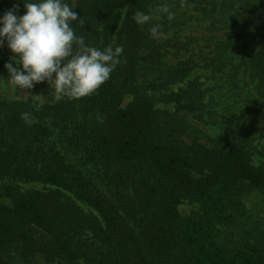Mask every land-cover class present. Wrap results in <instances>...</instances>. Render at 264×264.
<instances>
[{"label":"trees","instance_id":"1","mask_svg":"<svg viewBox=\"0 0 264 264\" xmlns=\"http://www.w3.org/2000/svg\"><path fill=\"white\" fill-rule=\"evenodd\" d=\"M16 2L0 0V10ZM65 2L79 14L72 27L86 45L123 53L110 79L89 96H65L69 105L32 108L0 97V180L8 182L0 189L8 200L0 201V264H264V238L230 246L218 237L244 215L248 194H264L252 144L264 121V0ZM137 11L149 21L137 24ZM199 25L203 34L184 35ZM245 34L255 47L236 63ZM169 55L184 59L171 63ZM11 56L0 48V81ZM242 67L258 83V99L235 140L225 134L209 146L188 116L207 108L199 80L173 87L199 68L224 75ZM187 201L200 210L183 217Z\"/></svg>","mask_w":264,"mask_h":264},{"label":"clouds","instance_id":"2","mask_svg":"<svg viewBox=\"0 0 264 264\" xmlns=\"http://www.w3.org/2000/svg\"><path fill=\"white\" fill-rule=\"evenodd\" d=\"M21 3L23 15H19ZM78 18L65 0H17L0 17V48L6 44L12 53L4 65L7 82L19 96L30 95L26 90L47 82L57 100L65 96L80 99L110 79L123 47L99 49L86 45L72 27ZM132 19L143 25L150 18L137 11ZM150 31L153 37L158 35L157 28Z\"/></svg>","mask_w":264,"mask_h":264},{"label":"rangeland","instance_id":"3","mask_svg":"<svg viewBox=\"0 0 264 264\" xmlns=\"http://www.w3.org/2000/svg\"><path fill=\"white\" fill-rule=\"evenodd\" d=\"M4 13V11L0 10V17H2ZM204 32L202 26H192L185 31L184 35H190L191 33L193 36H197ZM237 43V47L234 50V59L236 63H241L243 58L248 57V55L252 53L255 45L251 36L248 34H245V37ZM4 48L11 53V50L7 45L4 46ZM195 48L197 49V47ZM183 55L185 56L184 58L190 56V54L185 55L184 53L182 56ZM182 56L177 57L169 55L167 60L171 63H177L184 59ZM230 72H227L224 75L214 74L210 68H199L194 70L184 83L177 84L173 87V90L178 91L180 88H187L190 82L196 79L199 80L200 85L197 86L196 89L204 94V102L206 103L207 108L202 117L193 116L192 114H189L188 116L191 122L208 136V139L203 142L209 146H213L221 141L225 134L231 136L229 137L231 140H235L236 137H233L234 134L242 133L239 127L242 125L244 126L246 119V106L253 100L258 99V83L253 81L248 74H246L243 67L238 74H231ZM26 91H28L30 95L19 96L7 82L4 80L0 81L1 98L23 101L32 108L44 107L47 105L53 106L56 104H70V99L67 97L57 100L56 94L50 90V86L47 82L37 84L33 89ZM130 100L131 97H126L124 106L127 105ZM157 108L170 110L172 112L175 111V107L163 104H158ZM48 122L54 131L52 139L57 141L59 130L54 127V122L52 120H49ZM233 130L236 133H233ZM255 130L252 141L255 151L253 160L255 165L264 167V126H261V123H259L256 125ZM90 171L93 178L101 181V171L94 168H91ZM5 183L8 182L0 180V189ZM20 185L25 190L44 189L42 185L35 183H21ZM0 201L8 203V200L6 199L0 198ZM244 202L245 213L241 219L232 227L219 228L218 237L221 243L236 246L245 242H255L251 239L256 236L258 238H264V194L259 192L250 193L244 198ZM78 204L85 210H89V208L82 202H78ZM199 210L200 207L198 204L189 201L183 203L179 207L180 215L183 217L189 216L193 212Z\"/></svg>","mask_w":264,"mask_h":264}]
</instances>
